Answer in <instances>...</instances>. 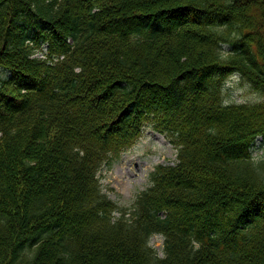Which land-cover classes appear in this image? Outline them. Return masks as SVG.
I'll return each instance as SVG.
<instances>
[{
  "label": "trees",
  "instance_id": "1",
  "mask_svg": "<svg viewBox=\"0 0 264 264\" xmlns=\"http://www.w3.org/2000/svg\"><path fill=\"white\" fill-rule=\"evenodd\" d=\"M146 127L176 162L120 207ZM259 137L264 0H0V264H264Z\"/></svg>",
  "mask_w": 264,
  "mask_h": 264
},
{
  "label": "rangeland",
  "instance_id": "2",
  "mask_svg": "<svg viewBox=\"0 0 264 264\" xmlns=\"http://www.w3.org/2000/svg\"><path fill=\"white\" fill-rule=\"evenodd\" d=\"M38 57L41 55L38 54ZM225 97L226 102L233 104H254L262 101L259 94L237 79H231L225 85ZM176 153L177 150L168 139L151 127L144 128L140 138L130 148L110 166L101 168L98 179L102 193L120 207H131L137 196L149 187L153 170L158 165H173L176 162ZM251 155L256 160L264 158L263 138L255 140ZM162 241L160 236H153L149 242L160 257L163 255Z\"/></svg>",
  "mask_w": 264,
  "mask_h": 264
}]
</instances>
